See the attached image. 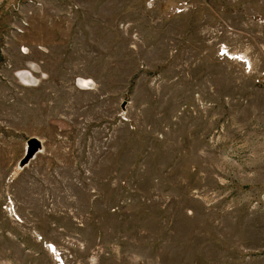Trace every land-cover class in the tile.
<instances>
[{"label":"rangeland","instance_id":"obj_1","mask_svg":"<svg viewBox=\"0 0 264 264\" xmlns=\"http://www.w3.org/2000/svg\"><path fill=\"white\" fill-rule=\"evenodd\" d=\"M0 264H264V0H0Z\"/></svg>","mask_w":264,"mask_h":264},{"label":"water","instance_id":"obj_2","mask_svg":"<svg viewBox=\"0 0 264 264\" xmlns=\"http://www.w3.org/2000/svg\"><path fill=\"white\" fill-rule=\"evenodd\" d=\"M40 148V143L36 139H30L28 142V150H27V155L24 160V164H26L33 156L36 154V152Z\"/></svg>","mask_w":264,"mask_h":264},{"label":"bare ground","instance_id":"obj_3","mask_svg":"<svg viewBox=\"0 0 264 264\" xmlns=\"http://www.w3.org/2000/svg\"><path fill=\"white\" fill-rule=\"evenodd\" d=\"M34 68V67H33ZM31 80H33L32 78H31ZM34 81V80H33Z\"/></svg>","mask_w":264,"mask_h":264}]
</instances>
